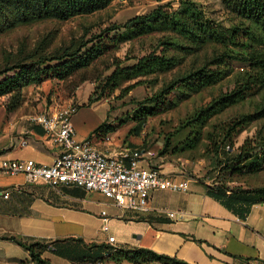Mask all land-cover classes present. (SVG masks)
<instances>
[{"label": "rangeland", "instance_id": "obj_1", "mask_svg": "<svg viewBox=\"0 0 264 264\" xmlns=\"http://www.w3.org/2000/svg\"><path fill=\"white\" fill-rule=\"evenodd\" d=\"M193 1L214 26H243L244 21L230 12L222 0ZM179 2L113 0L107 8L93 14L19 25L0 34V66L23 55L20 50H33L43 41L48 43L46 50L63 52L115 23L122 25L136 15L150 13L161 4L171 3L176 8ZM243 33L240 35L245 39ZM168 37L182 38L167 27H157L145 33H130L123 26L111 31L103 40V44H107L104 54L88 69L67 80L46 78L41 83L26 86L22 104L12 112H7L5 107L8 97H0V135L4 129L16 124L17 118L23 114H35L56 103L74 101L77 106L81 101L80 107H85L79 115V118L83 117V127L102 122L114 127L116 140L150 149L154 153L151 162L160 170L180 173L191 180L212 182V179L219 178L227 180L233 187L264 188V162L254 167L251 166L257 162L254 157L242 164L235 160L242 147H256L264 140V112L261 111L264 108V73L242 100L199 120L202 110L213 100L242 89L246 79L259 69L253 61L231 59L220 65H211L212 69L219 67L226 71L216 84L200 90L193 89L191 83L178 84L169 90V83L211 61L221 54L222 47L209 43L202 49L188 48L189 42L182 38L178 46L168 49L161 44ZM152 53L173 56L176 65L167 71L157 70L132 77L130 68ZM86 76L88 80L82 82ZM110 77L115 81L108 84ZM157 96H160L158 103H153L152 97ZM150 108L155 109L153 114H149ZM143 117L146 122L140 128L138 122ZM240 121L242 125L233 135L226 136V129ZM234 166L241 169L235 170ZM200 185L190 181L189 190ZM112 235L117 237L118 232L113 230Z\"/></svg>", "mask_w": 264, "mask_h": 264}, {"label": "crops", "instance_id": "obj_2", "mask_svg": "<svg viewBox=\"0 0 264 264\" xmlns=\"http://www.w3.org/2000/svg\"><path fill=\"white\" fill-rule=\"evenodd\" d=\"M80 105L77 102L73 123L78 137L85 138L101 123L83 127L79 115L85 107ZM29 116H19L0 135V167L4 159L54 163L60 148ZM111 135L110 143L95 136L96 147L120 150L134 145ZM162 171L171 178L187 179ZM188 180L202 185L185 192L155 190L150 212L140 213L120 207L98 191L65 185L55 188L30 181L24 173L0 169V264H34L30 251L4 234L45 243L43 257L53 264H135L101 259L105 255L101 245L109 243L113 230L118 232L116 245L123 250L148 248L190 264H264V202H256L245 191ZM103 211L109 216L108 232L103 228ZM165 211H176V215L171 218Z\"/></svg>", "mask_w": 264, "mask_h": 264}, {"label": "trees", "instance_id": "obj_3", "mask_svg": "<svg viewBox=\"0 0 264 264\" xmlns=\"http://www.w3.org/2000/svg\"><path fill=\"white\" fill-rule=\"evenodd\" d=\"M113 0H0V34L13 30L19 25L29 24L48 19L69 20L76 16L93 14L107 8ZM230 12L240 17L243 26L234 25L230 28H220L214 26L205 17L202 8L193 0H180L178 7H172L171 3L161 4L148 14L136 15L124 24H113L104 29L101 33L92 35L91 38L82 41L77 47L66 48L63 52L46 50L48 43L43 41L33 50L27 48L20 50L23 55L12 61H7L0 66V97H8L5 104L7 112L15 111L23 101L24 88L31 84L41 83L46 78H56L67 80L76 73L88 69L93 62L104 54L107 44H103L105 35L107 38L110 32L124 27L130 33H145L157 27L169 28L178 36L189 42L188 48H203L209 43H214L222 47V52L211 61L206 62L199 68L189 71L176 78L168 84V89H172L178 84L191 83L192 88L200 90L219 82L226 71L221 68L212 69L211 65H220L231 59L250 60L258 67L257 73L250 75L242 89L233 90L229 94L213 100L200 113L199 120H205L212 113L218 112L229 105L244 98L247 90H251L253 85L258 83L260 76L264 73V0H222ZM244 31L245 39L241 37ZM182 38H167L161 42L169 48L178 46ZM247 39V41H245ZM91 44V45H90ZM259 46L263 48H258ZM176 65L173 56L157 55L152 53L142 57L130 69L132 77L140 74H148L154 71H167ZM108 79L109 82L115 81ZM88 80L83 77L82 82ZM134 86V85H132ZM160 96L152 97L153 103H158ZM264 109V108H263ZM263 109L261 110L262 112ZM153 114L154 108H150ZM148 114V113H147ZM146 117L139 120L140 128L144 126ZM242 123L237 122L226 129V136H232ZM114 127L106 126L104 122L98 125L91 133L90 137H105L107 134L115 132ZM131 146V145H129ZM165 146H168L166 143ZM260 146V147H258ZM139 147L140 146H131ZM229 147L227 148V152ZM254 157L257 162L251 166L259 167L264 162V140L256 147H242L236 157L238 164H242L246 159ZM240 170L241 167L235 168ZM218 178V177H217ZM215 186H222L225 189H232L236 193L245 191L247 196H251L256 202H264V188H253L250 186L233 187L228 185L227 180L212 179ZM6 239H12L19 245L30 251L34 264H53L49 259L43 257L46 244L39 241L27 242L14 234L2 235ZM105 255L101 259H114L121 261L129 260L135 264H145L159 261L163 264H190L177 257L160 254L148 248L123 250L121 248L113 250L110 243H103Z\"/></svg>", "mask_w": 264, "mask_h": 264}, {"label": "built area", "instance_id": "obj_4", "mask_svg": "<svg viewBox=\"0 0 264 264\" xmlns=\"http://www.w3.org/2000/svg\"><path fill=\"white\" fill-rule=\"evenodd\" d=\"M78 111L74 101L56 103L29 116L60 148L51 165L34 159H4L0 169L10 174L24 173L30 181H42L52 187L78 186L98 191L124 209L140 213L150 212V199L155 190L188 191V179L167 176L152 164L154 153L148 148L124 146L120 150L96 147L94 137L79 138L73 123ZM106 143L112 135L104 137ZM8 193L5 197H8ZM173 218L176 211H165ZM104 230L109 231V216L102 212ZM113 250L119 249L116 237L109 236Z\"/></svg>", "mask_w": 264, "mask_h": 264}]
</instances>
